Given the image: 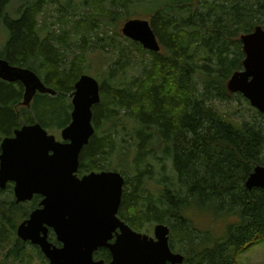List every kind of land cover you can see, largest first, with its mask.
<instances>
[{
	"label": "trees",
	"instance_id": "1",
	"mask_svg": "<svg viewBox=\"0 0 264 264\" xmlns=\"http://www.w3.org/2000/svg\"><path fill=\"white\" fill-rule=\"evenodd\" d=\"M57 1L59 20L72 30L41 23L45 8ZM78 1L19 0L10 8L12 0H0V30L3 25L9 31L4 59L35 71L56 91L37 92L27 107L24 86L0 79V139L34 122L65 128L72 111L68 97L96 53L102 101L93 107L96 131L81 152L79 175L120 171L121 219L139 232L148 224H168L170 247L183 252L185 264H237L246 248L264 240V188L245 185L255 166L264 165V113L245 98L247 117L233 108L228 114L222 105L234 96L227 82L245 58L240 35L264 27V0ZM77 7L84 11L78 19ZM142 14L150 17L160 52L118 31L119 23ZM74 40L82 50L67 56ZM105 44L112 50L104 51ZM157 159L170 161L173 175L152 189ZM39 201L19 203L9 188L0 189V264H49L39 247L17 235ZM196 214L223 219V232L197 225Z\"/></svg>",
	"mask_w": 264,
	"mask_h": 264
},
{
	"label": "water",
	"instance_id": "2",
	"mask_svg": "<svg viewBox=\"0 0 264 264\" xmlns=\"http://www.w3.org/2000/svg\"><path fill=\"white\" fill-rule=\"evenodd\" d=\"M121 32L146 50L161 51L148 19L131 18ZM240 40L245 58L242 69L229 78L227 89L242 94L264 113V27L256 26ZM0 79L24 86L25 106L31 105L37 92L56 94L35 71L4 58H0ZM70 96L71 121L61 130L62 140L34 122L23 124L0 143V188L13 182L18 202L32 200L34 195L43 198L40 207L18 225V237L39 246L49 264H104L94 258L104 247L112 254L110 264H185V256L170 247L167 224H156L150 236L120 218L125 186L120 172L79 175L81 152L95 134L93 107L102 101L101 84L83 74ZM245 185L249 190L264 188V165L255 166ZM50 229L62 246L49 240Z\"/></svg>",
	"mask_w": 264,
	"mask_h": 264
},
{
	"label": "rangeland",
	"instance_id": "3",
	"mask_svg": "<svg viewBox=\"0 0 264 264\" xmlns=\"http://www.w3.org/2000/svg\"><path fill=\"white\" fill-rule=\"evenodd\" d=\"M61 2L65 3V0H61ZM74 2L78 3L79 1L78 0H74ZM17 3H19V0H12V2L10 4V8H11V5H17ZM19 5H20V3H19ZM59 8H60L59 1H57V3H55V4H49L45 8V10L42 13V15L40 16L41 23L48 25L47 27H51V28H54V29L58 30V32H62L66 28L68 30H72L71 24L65 25L62 20L61 21L59 20V18L63 15L62 14L63 11H59ZM73 11L77 13L76 19H78V18H80L81 16L84 15V11L82 9H80L79 7L73 9ZM133 18H144V19H148L149 18L150 19V17L143 16V14L140 15V17H133ZM127 20L128 19H126L125 21L119 23L118 31L121 32V29H122L124 23ZM115 26L116 25H112L111 26L112 28L109 27V29H110L109 33L110 34H111V31L112 32L114 31L113 28ZM100 33H101L100 35L103 36V33L102 32H100ZM8 39H9V31L7 30L6 27H4L2 25V29L0 30V58H4V54L3 53H4V50H5V47H6ZM95 40H96V37L93 38V41H95ZM79 47H80V42L78 40L71 41L70 42V46L65 48L67 56H72L74 53L80 52L82 49L79 48ZM131 49H133V51H134L133 54H132L133 55V59H135V60L139 59L140 55L136 52V50L134 48H131ZM111 50H112V48L108 47L107 44H105L104 51H111ZM97 56L98 55H96V53H91V56L89 58L91 60V63H89L90 64L89 65L90 70L85 72V74H90V75L96 77L99 80V82H100V81L103 80V77L101 75L98 76L96 74V70H100L101 69V67H102L101 66L102 59H99ZM233 94H234V96H233L231 102L222 105V108L224 110H229L228 114H231L230 111H232V108H233V110L235 109L237 111V112H235L237 116L238 115H239V117H243V116L247 117V116H249L251 114V111L247 107V105H244V103H243L244 96L242 94H240V93H233ZM68 99L71 102V100H72L71 96H69ZM47 130H48L49 134L56 136V138L58 140H62V138H61V129H58V128H47ZM1 141H2V139H0V143H1ZM163 163H165V162H163ZM163 163H162V161H159L158 159H157L156 162H154V165H155V167H154L155 179L154 180L153 179L150 180V182L148 181V183L150 185V188H152V189L154 187L156 188V187L159 186L158 180H162L165 177L173 175L172 163L170 161H168V160H167V162L165 164H163ZM163 167H165V168H163ZM94 171H97V170H94ZM109 171H112V170H109ZM90 172H87V173H90ZM118 172H120V171H118ZM195 216L196 217L194 219H195L197 225L205 226V227H211L216 232H220V233L223 232V226H224L223 219L219 220V221H215L209 215H205L203 217H200V215L196 214ZM155 224H153V225L148 224V226L145 229H143L141 232L145 233V234H148L150 236H154L153 232H154ZM170 236H171V231H170ZM176 252H179V253L183 254V252H180V251H177V250H176ZM237 264H264V240L262 242L255 243V244L249 246L248 248H246L242 252V255H240L239 261H238Z\"/></svg>",
	"mask_w": 264,
	"mask_h": 264
},
{
	"label": "flooded vegetation",
	"instance_id": "4",
	"mask_svg": "<svg viewBox=\"0 0 264 264\" xmlns=\"http://www.w3.org/2000/svg\"><path fill=\"white\" fill-rule=\"evenodd\" d=\"M62 130V129H61ZM15 132V131H14ZM14 135V134H13ZM12 135V136H13ZM2 140H3V138H2ZM101 171H103V170H101ZM92 172V171H91ZM97 172H99V171H97ZM7 188H9V191L13 194V196L15 197V199H16V196H15V191H14V188H15V184L13 183V182H9L7 185H6V187L4 188V189H2V188H0L1 190H6ZM36 197H39V203H38V206L35 208V209H37L38 207H40V202H41V200L43 199L42 198V196H40V195H34V197H33V199L32 200H29V201H25V202H22V203H30V202H32ZM17 201V200H16ZM18 202V201H17ZM34 209V210H35ZM33 210V211H34ZM119 212H120V210H119ZM32 213V211L30 212V214ZM30 214H29V216H30ZM29 216L27 217V218H29ZM120 216V215H119ZM26 218V219H27ZM121 218V217H120ZM24 221V220H23ZM156 224H158V223H156ZM155 224V225H156ZM153 234H154V232H153ZM115 239V238H114ZM49 240H51L52 241V243L54 244V245H56V246H62L61 245V243H59L58 241H57V239H56V236H55V233H54V231H53V229H50V231H49ZM30 245H32L31 244V242H29V241H27ZM34 246H36V247H39V246H37V245H34ZM40 248V247H39ZM101 249H104V250H107L108 252H109V258L107 259V257L106 258H101V257H97L96 256V253L97 252H99V250H101ZM98 251H96L95 252V254H94V258H95V260H103L104 261V264H110V262H111V260H112V254H111V252H110V250L108 249V248H100ZM44 255V254H43ZM45 256V255H44ZM46 258V257H45ZM47 259V258H46ZM47 261H48V263H50L49 262V260L47 259Z\"/></svg>",
	"mask_w": 264,
	"mask_h": 264
},
{
	"label": "bare ground",
	"instance_id": "5",
	"mask_svg": "<svg viewBox=\"0 0 264 264\" xmlns=\"http://www.w3.org/2000/svg\"><path fill=\"white\" fill-rule=\"evenodd\" d=\"M241 36V35H240ZM127 38V37H126ZM129 39V38H128ZM131 40V39H130ZM83 75V74H82ZM229 91V90H228ZM40 93V92H39ZM231 93V92H230ZM54 95V94H53ZM33 101V100H32ZM32 104V103H31ZM31 106V105H30ZM30 106H27V107H30ZM72 112V111H71ZM69 125V124H68ZM22 127V126H21ZM20 127V128H21ZM19 129V128H18ZM95 131H96V129H95ZM1 154V153H0ZM19 203H22V202H19ZM169 226V225H168ZM170 227V226H169ZM171 231V230H170ZM56 236V235H55ZM22 240V239H21ZM22 241H24V240H22ZM24 242H27V241H24ZM169 243H170V233H169ZM33 245V244H32Z\"/></svg>",
	"mask_w": 264,
	"mask_h": 264
}]
</instances>
